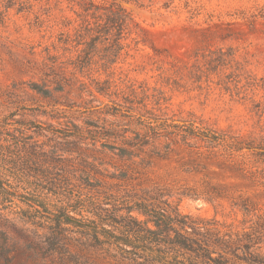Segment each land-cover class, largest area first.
Listing matches in <instances>:
<instances>
[{
  "label": "rangeland",
  "instance_id": "rangeland-1",
  "mask_svg": "<svg viewBox=\"0 0 264 264\" xmlns=\"http://www.w3.org/2000/svg\"><path fill=\"white\" fill-rule=\"evenodd\" d=\"M32 4L25 5L22 11L16 5L0 22V156L3 148L11 145L15 154H8L14 158L20 155L17 162L24 164L30 181L39 183L45 179L42 176L51 173L67 182L62 185L64 194H75L79 185L86 186L88 180L96 179L123 184L121 195L124 190L138 194L143 190L156 194L160 190V198L178 205L183 213L215 217L234 226L241 225L242 212L230 198L206 199L210 185L229 196L250 197L264 207V186L260 183L264 181V163L247 149L233 157L222 146L211 152L203 143L197 144L199 147L173 144L165 151L166 139L162 138L145 145L134 163L112 153L111 150L119 152L129 147L127 142L135 137V122L107 111L112 102L97 91L92 81L104 80L107 75L96 73L90 78L80 76L79 80L69 71L50 74L44 62L45 49H52L53 42L57 43L69 30L63 20L74 13L65 1L56 4V0H32ZM123 4L148 30L154 46L187 69L176 77L179 83L167 85L159 81L158 72L152 70L153 60L146 55L153 54V49L143 47L144 51H132L128 60L132 65L116 66L117 73L121 66L125 71L139 64L146 66L143 71L128 72L129 77L163 87L169 115H175L176 123L194 120L246 142L264 143V0H136ZM220 47L233 50L235 59L246 69L240 75V85L244 86L241 93L236 92L233 83L226 90L220 84L221 77L226 80L222 74H203L201 82L191 77L189 70L202 66L204 55ZM235 67L228 65L227 73ZM229 79L235 81V76ZM34 84L48 85L52 97L32 89ZM59 84L61 91H57ZM96 126L112 131L115 137L96 143L93 139L79 140L81 133L77 130H93ZM67 132L76 135L66 137ZM13 135H21L20 142ZM0 164L11 166L2 161ZM128 166L133 170L130 181L110 178L123 175L122 170ZM37 171L41 177L35 175ZM93 192L83 189L84 196ZM108 192L117 194L115 187ZM196 193L203 195L196 197ZM14 202L17 204L8 203L7 210L26 207L19 199Z\"/></svg>",
  "mask_w": 264,
  "mask_h": 264
},
{
  "label": "trees",
  "instance_id": "trees-1",
  "mask_svg": "<svg viewBox=\"0 0 264 264\" xmlns=\"http://www.w3.org/2000/svg\"><path fill=\"white\" fill-rule=\"evenodd\" d=\"M64 1L74 16L64 18V26L69 30L62 33L57 43L53 42L52 49H45L44 62L54 76L66 71L76 79L90 78L96 73L107 75L104 80L92 78L97 91L109 97L114 105L107 111L136 124L135 137L127 142L129 147H122L119 152L111 150L112 153L134 163L145 145L165 138V151L173 144L199 147L197 144L203 143L211 152L224 147L230 157L247 149L259 158L258 162L264 163V143L246 142L194 120L176 123L175 115H169L166 105L169 100L163 87L129 77L128 72L143 71L146 66L139 64L138 68L126 71L121 66L117 73L116 66L132 65L128 62L132 51H144L143 47L153 49V54L146 55L153 60L152 70L158 72L159 81L177 84L176 77L187 69L179 61L170 60L168 52L154 46L148 30L123 4L136 0H56V4ZM16 5L22 11L25 5L34 4L32 0H0V22ZM204 58L202 66L189 70L194 80L200 81L203 74L216 73L219 77L222 74L226 80L221 77L220 84L226 90L233 83L236 92H243L240 75L246 69L235 59L233 50L220 47L210 50ZM228 65L236 66L230 74L226 71ZM231 75L235 81L229 79ZM59 85L57 91H61ZM32 89L44 97H52L48 85L34 84ZM98 128L77 130L81 133L79 140L93 139L96 143L115 137L112 131ZM67 133L66 137L76 135ZM13 137L16 142L22 139L21 135ZM8 146L0 156V162L11 165L0 164V264H264V207L250 197L229 196L213 185L207 188L206 199L230 198L232 205L242 212L241 225L234 226L215 217L183 213L178 205L161 199L160 190L156 194L151 193L153 190H143V194L124 190L121 195L123 184L96 179L88 180L86 186L79 185L75 194H64L62 185L67 182L50 176L51 173L42 176L45 179L39 183L30 181L24 164L17 162L20 155L12 157L15 153ZM150 152L159 153L156 149ZM132 172L128 166L122 170L123 175L114 174L110 178L128 182ZM35 175L42 174L37 171ZM260 183L264 186V181ZM114 187L117 194L109 193ZM88 188L94 192L84 196L83 189ZM51 195L58 199H52ZM200 195L203 193L195 194ZM14 199L26 207L7 210L8 203L17 204Z\"/></svg>",
  "mask_w": 264,
  "mask_h": 264
}]
</instances>
